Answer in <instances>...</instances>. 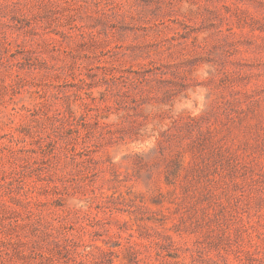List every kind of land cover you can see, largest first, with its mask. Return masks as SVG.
Returning <instances> with one entry per match:
<instances>
[{
	"label": "rangeland",
	"instance_id": "1",
	"mask_svg": "<svg viewBox=\"0 0 264 264\" xmlns=\"http://www.w3.org/2000/svg\"><path fill=\"white\" fill-rule=\"evenodd\" d=\"M0 264H264V0H0Z\"/></svg>",
	"mask_w": 264,
	"mask_h": 264
}]
</instances>
